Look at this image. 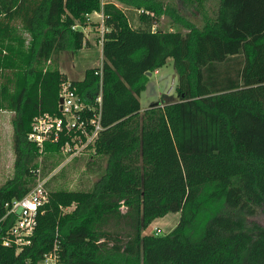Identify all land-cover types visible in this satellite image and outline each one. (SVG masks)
<instances>
[{
  "label": "trees",
  "instance_id": "trees-1",
  "mask_svg": "<svg viewBox=\"0 0 264 264\" xmlns=\"http://www.w3.org/2000/svg\"><path fill=\"white\" fill-rule=\"evenodd\" d=\"M172 1L0 0V111L13 113L14 155L0 214L64 160V139L39 153L27 134L35 117L59 114L70 81L60 55L82 50L89 16L104 28L102 131L86 163L97 179L66 190L50 189L66 167L48 178L30 244L0 242V264H39L55 246L61 264H264V226L250 220L264 214V0H181L201 27ZM161 16L186 32L155 29ZM168 59L177 99L141 112L146 74ZM98 69L70 81L91 106ZM169 213L172 231L143 234Z\"/></svg>",
  "mask_w": 264,
  "mask_h": 264
},
{
  "label": "built area",
  "instance_id": "built-area-1",
  "mask_svg": "<svg viewBox=\"0 0 264 264\" xmlns=\"http://www.w3.org/2000/svg\"><path fill=\"white\" fill-rule=\"evenodd\" d=\"M101 28L104 29L102 23ZM95 75L99 76V94L94 105L84 103L75 87L67 81L61 85L59 92V114H43L33 119L27 140L39 153L43 152L45 143H58L62 139L64 143L61 146V154L66 162L95 152V145L102 131V64ZM47 180L48 178H41L38 172L35 185L25 196L5 204L4 212L0 214L2 246L14 248L18 253L30 244L41 208L48 201V191L45 187ZM57 250L55 246L54 251L45 255L39 264H61Z\"/></svg>",
  "mask_w": 264,
  "mask_h": 264
},
{
  "label": "rangeland",
  "instance_id": "rangeland-1",
  "mask_svg": "<svg viewBox=\"0 0 264 264\" xmlns=\"http://www.w3.org/2000/svg\"><path fill=\"white\" fill-rule=\"evenodd\" d=\"M107 0H102V2ZM165 2L167 0H161ZM179 14L191 21L197 27H201L202 19L195 12H185L181 6V0H174ZM93 21L99 20L97 17ZM89 21V25L83 29L86 42L82 50L76 54L63 53L60 55L59 70L66 75L70 81H80L86 70L98 67L102 64L101 41L104 29L100 23ZM155 29L159 31L178 30L185 33V29L177 24H172L170 19L161 16ZM28 38L27 34H24ZM177 84V75L174 69L172 59H168L166 64L156 73L147 76L145 89L139 95L141 112L162 102H173L177 99L175 87ZM13 113L9 111H0V186H2L13 174V149H12V125ZM92 153L85 154L77 161H62L61 165L56 168L48 177L59 172L62 167H66L64 175L50 184V189L61 188L66 190L87 189L91 183L97 179L96 168L88 171L86 163L93 161ZM94 170V171H93ZM73 207L65 209L64 212H70ZM179 220V213H169L163 218L153 221L143 232V234L166 235L174 229ZM250 220L264 226V214L259 213Z\"/></svg>",
  "mask_w": 264,
  "mask_h": 264
},
{
  "label": "crops",
  "instance_id": "crops-1",
  "mask_svg": "<svg viewBox=\"0 0 264 264\" xmlns=\"http://www.w3.org/2000/svg\"><path fill=\"white\" fill-rule=\"evenodd\" d=\"M206 7H209L210 6V4H208V5H205ZM94 17H97L99 20H97V21H93L94 19ZM89 20H91V21H93V22H97V23H102V17H101V15L100 14H93V15H91V16H89ZM62 65V63L60 62L59 63V68H60V66ZM61 72V71H60ZM157 72V71H156ZM155 72V73H156ZM62 73V72H61Z\"/></svg>",
  "mask_w": 264,
  "mask_h": 264
},
{
  "label": "water",
  "instance_id": "water-1",
  "mask_svg": "<svg viewBox=\"0 0 264 264\" xmlns=\"http://www.w3.org/2000/svg\"><path fill=\"white\" fill-rule=\"evenodd\" d=\"M146 75H147V76H150V75H151V73H147Z\"/></svg>",
  "mask_w": 264,
  "mask_h": 264
}]
</instances>
